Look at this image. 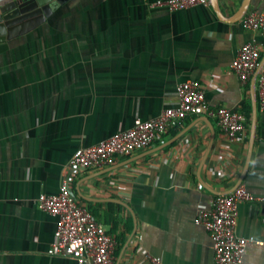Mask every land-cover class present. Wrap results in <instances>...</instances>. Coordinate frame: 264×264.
Returning a JSON list of instances; mask_svg holds the SVG:
<instances>
[{
	"label": "crops",
	"instance_id": "crops-1",
	"mask_svg": "<svg viewBox=\"0 0 264 264\" xmlns=\"http://www.w3.org/2000/svg\"><path fill=\"white\" fill-rule=\"evenodd\" d=\"M155 1H75L0 55V264H79L49 254L58 218L38 207L64 183L115 239L113 264H214L195 217L244 186L255 200L238 204L236 232L254 243L242 264H264V33L235 21L244 0H219L220 17L210 4L170 11ZM263 10L252 0L247 14ZM249 42L260 62L242 82L231 66ZM186 81L201 83L212 107L242 113L246 132L230 141L215 117L193 116L109 167L70 166L78 149L175 107Z\"/></svg>",
	"mask_w": 264,
	"mask_h": 264
},
{
	"label": "built area",
	"instance_id": "built-area-1",
	"mask_svg": "<svg viewBox=\"0 0 264 264\" xmlns=\"http://www.w3.org/2000/svg\"><path fill=\"white\" fill-rule=\"evenodd\" d=\"M197 5L208 6L209 0H156L153 3L154 7H163L170 11ZM242 22L245 29L264 33V10L247 14ZM260 56L258 47L252 42L239 50L231 67L242 82L248 81L256 73ZM258 84L259 105L264 111V66ZM211 87L213 84L209 85ZM176 96L177 105L167 108L157 118L146 121L138 119L131 129L117 133L93 147L78 149L70 161V166L81 171L109 167L113 165L116 157L151 147L160 135L188 117L205 114L215 117L220 130L230 141L236 140L247 130L242 113L225 107H212L207 100L205 88L197 81L179 84ZM254 200L253 194L240 186L229 194L215 196L210 209L199 210L195 223L204 226L211 235L214 264H242L247 248L254 240L237 235L238 204ZM38 207L58 218L55 242L49 254L66 256L75 259L79 264H113L115 239L90 210L72 196L68 183L63 184L57 195H41ZM256 243L264 245V242ZM152 261L163 264L157 257L152 258Z\"/></svg>",
	"mask_w": 264,
	"mask_h": 264
},
{
	"label": "water",
	"instance_id": "water-1",
	"mask_svg": "<svg viewBox=\"0 0 264 264\" xmlns=\"http://www.w3.org/2000/svg\"><path fill=\"white\" fill-rule=\"evenodd\" d=\"M19 0H0V55L10 49V42L26 35L48 18L61 10L63 6L72 4L78 0H30L26 7H18ZM252 0H244L235 16V21H241L246 16ZM217 16H222L219 0H209ZM262 64L260 71L262 70ZM259 71V72H260ZM256 135V112L252 119L250 130V145L253 144ZM72 196H76L72 193ZM123 204V203H122ZM124 205V204H123Z\"/></svg>",
	"mask_w": 264,
	"mask_h": 264
},
{
	"label": "trees",
	"instance_id": "trees-1",
	"mask_svg": "<svg viewBox=\"0 0 264 264\" xmlns=\"http://www.w3.org/2000/svg\"><path fill=\"white\" fill-rule=\"evenodd\" d=\"M250 123H251V116L248 117V125H249V126H250ZM178 131H179V130H176V131H175V134H177ZM93 215H94V214H93ZM94 217H95V216H94ZM124 224H125V226H126L127 221H126V220H122V219H120L118 223H115V224H114V226H115L114 228H116L117 226H120L121 228H123Z\"/></svg>",
	"mask_w": 264,
	"mask_h": 264
},
{
	"label": "flooded vegetation",
	"instance_id": "flooded-vegetation-1",
	"mask_svg": "<svg viewBox=\"0 0 264 264\" xmlns=\"http://www.w3.org/2000/svg\"><path fill=\"white\" fill-rule=\"evenodd\" d=\"M30 0H19L18 1V7H20V8H24V7H26L27 6V3L29 2Z\"/></svg>",
	"mask_w": 264,
	"mask_h": 264
}]
</instances>
